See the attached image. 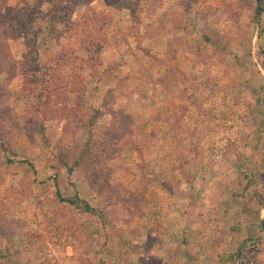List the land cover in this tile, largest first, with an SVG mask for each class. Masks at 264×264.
Wrapping results in <instances>:
<instances>
[{
    "label": "rangeland",
    "instance_id": "1",
    "mask_svg": "<svg viewBox=\"0 0 264 264\" xmlns=\"http://www.w3.org/2000/svg\"><path fill=\"white\" fill-rule=\"evenodd\" d=\"M259 8L0 0V264H264Z\"/></svg>",
    "mask_w": 264,
    "mask_h": 264
},
{
    "label": "trees",
    "instance_id": "2",
    "mask_svg": "<svg viewBox=\"0 0 264 264\" xmlns=\"http://www.w3.org/2000/svg\"><path fill=\"white\" fill-rule=\"evenodd\" d=\"M47 4H49V5H51L52 6V11H54V15H55V13L58 11V9H59V6H60V3H61V0H44ZM261 1L262 0H255V3H256V12H255V15L257 16V15H259V12H260V3H261ZM93 43V42H92ZM90 48H93V51H99L100 49H101V45H98V44H96L95 46H92V45H90ZM60 54H62V53H60ZM89 54H91V51H90V53ZM36 96V99L38 100H40V98H41V94H36L35 95ZM91 125V124H90ZM71 202V201H70ZM89 208L86 206V205H84V210H88Z\"/></svg>",
    "mask_w": 264,
    "mask_h": 264
},
{
    "label": "crops",
    "instance_id": "3",
    "mask_svg": "<svg viewBox=\"0 0 264 264\" xmlns=\"http://www.w3.org/2000/svg\"><path fill=\"white\" fill-rule=\"evenodd\" d=\"M180 259H181V258H180ZM180 259H179V260H180Z\"/></svg>",
    "mask_w": 264,
    "mask_h": 264
}]
</instances>
